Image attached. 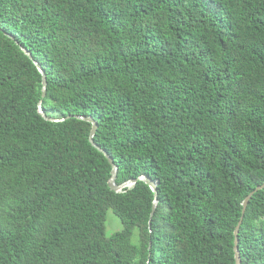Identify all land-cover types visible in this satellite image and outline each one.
I'll list each match as a JSON object with an SVG mask.
<instances>
[{
  "label": "trees",
  "instance_id": "16d2710c",
  "mask_svg": "<svg viewBox=\"0 0 264 264\" xmlns=\"http://www.w3.org/2000/svg\"><path fill=\"white\" fill-rule=\"evenodd\" d=\"M263 183L264 0H0V264H235Z\"/></svg>",
  "mask_w": 264,
  "mask_h": 264
},
{
  "label": "water",
  "instance_id": "95a60500",
  "mask_svg": "<svg viewBox=\"0 0 264 264\" xmlns=\"http://www.w3.org/2000/svg\"><path fill=\"white\" fill-rule=\"evenodd\" d=\"M5 35H7L9 38L13 39V37H11L10 35H8V34H5ZM15 43L17 44L19 49L22 51V53L28 59L33 61V63L36 66L37 70L41 74V99H40V101L37 104V113H38V115L41 118H43L45 121H48V122H62V121L66 120V119H69V118H75V119H78V120H81V121L89 123L91 125V129H90L89 137H88L89 143L91 144V146L94 149H96L99 153H101L103 155V157L107 160V162H108V164L110 166V177H109V180H108L109 189L111 191H113V192L118 193V192L122 191L125 188L132 187L137 182H143L144 184L148 185V187L151 189V191L153 193V202H152V210H151V215H152L154 210H155V208H156V205H157V182L152 181L150 178H148L145 175H140V176H138L135 179H130V180H127V181H125L124 183H122L120 185H116L115 184V178H116V175H117L118 168L113 163V159L108 155V153L104 149H102L99 145H97V144H95L93 142V137H94V134H95V132L97 130V124L92 118L76 116V115L75 116H67V117L62 118V119H53V118L46 117L45 114H44V111L42 109V105H41V103H42L41 101L45 97V94H46V77H45V73H44L43 69L41 68V66L36 61L33 60L31 54L29 53V51L26 48H24L23 46L19 45L17 42H15ZM263 187H264V183L261 186L256 187L252 192H250L247 195V197L242 202V212H241V217L239 219V224H237V226L234 229V233H233V236H234L233 252H234V262H235V264H240L239 252H238V249H237V244H238L237 235H238L239 226H240V224H242V222H241L242 221V217L244 215V212H245L246 206L248 204V201L250 200L252 195L255 194L257 191L261 190Z\"/></svg>",
  "mask_w": 264,
  "mask_h": 264
},
{
  "label": "rangeland",
  "instance_id": "374dc122",
  "mask_svg": "<svg viewBox=\"0 0 264 264\" xmlns=\"http://www.w3.org/2000/svg\"><path fill=\"white\" fill-rule=\"evenodd\" d=\"M106 217H105V236L109 237L113 233L120 231L123 228V225L121 221L114 215L112 214L111 210H108L105 212ZM136 238H137V233L134 230L132 237H131V242L132 244L136 243Z\"/></svg>",
  "mask_w": 264,
  "mask_h": 264
}]
</instances>
